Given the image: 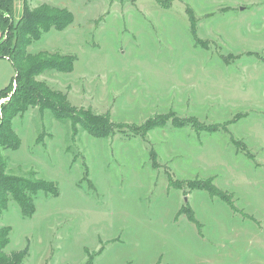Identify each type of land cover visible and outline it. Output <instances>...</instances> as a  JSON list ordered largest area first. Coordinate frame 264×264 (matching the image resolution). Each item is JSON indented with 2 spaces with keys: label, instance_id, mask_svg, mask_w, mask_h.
I'll return each instance as SVG.
<instances>
[{
  "label": "rangeland",
  "instance_id": "1",
  "mask_svg": "<svg viewBox=\"0 0 264 264\" xmlns=\"http://www.w3.org/2000/svg\"><path fill=\"white\" fill-rule=\"evenodd\" d=\"M24 1L73 14L27 48L73 56V71L37 82L122 128L170 119L145 136L98 138L37 108L17 116L5 173L52 194L33 195L28 219L10 200L5 253L28 248L23 264H264V0H14L6 31ZM16 75L1 63L0 91Z\"/></svg>",
  "mask_w": 264,
  "mask_h": 264
},
{
  "label": "trees",
  "instance_id": "2",
  "mask_svg": "<svg viewBox=\"0 0 264 264\" xmlns=\"http://www.w3.org/2000/svg\"><path fill=\"white\" fill-rule=\"evenodd\" d=\"M14 0H0V27L6 38L0 41V58H7L13 63L17 75L11 82L9 88L0 91V99L8 97L9 93L16 89L9 98V103L2 108L0 113V151L1 150H18L21 144L17 133L13 131L12 122L17 116H22L30 108H37L39 114L51 112L55 119L61 122H70L74 126H80L84 131L89 132L94 137L102 138L114 135L121 129L129 130L136 136H145L150 131L162 128L166 125L168 118L159 120H149L139 129H130L129 127H120L112 124L105 116L95 115L89 111L78 110L72 106L60 92L52 91L42 82H37L39 74L46 70H58L64 73L73 71L75 57H49L44 55H30L27 48L32 40L38 39L41 34L48 33L54 29L63 31L73 22V14L70 10L42 4L36 8H30L24 1L23 15L15 25H11L6 31L5 15L12 17L14 15ZM175 127H184L186 123L173 119ZM196 125L195 123H192ZM196 127H198L196 125ZM200 129V127H198ZM156 162L155 156L151 157ZM6 164L0 156V218L10 200L16 202L21 208L24 218L31 217L35 214L36 208L33 195L38 192L51 193L47 182L42 180L34 181L30 178H23L15 175H6ZM170 185L175 189L182 188L180 181L173 180L170 176ZM188 188L205 190L212 195L217 196L218 191L211 183L195 182L188 184ZM231 204L227 198L225 200ZM11 229L1 226L0 224V264H23L28 256V248L14 252L12 255L5 253L9 245ZM86 264H93L90 259Z\"/></svg>",
  "mask_w": 264,
  "mask_h": 264
},
{
  "label": "crops",
  "instance_id": "3",
  "mask_svg": "<svg viewBox=\"0 0 264 264\" xmlns=\"http://www.w3.org/2000/svg\"><path fill=\"white\" fill-rule=\"evenodd\" d=\"M1 39H2V33H0V41H1ZM1 63H10L12 66H13V63L10 61V59H7V58H0V64ZM14 67V66H13ZM155 158H156V156H155ZM167 174H169V178H170V176L172 175V174H170V172L168 171V173ZM169 185H170V180H169ZM171 186V185H170Z\"/></svg>",
  "mask_w": 264,
  "mask_h": 264
},
{
  "label": "built area",
  "instance_id": "4",
  "mask_svg": "<svg viewBox=\"0 0 264 264\" xmlns=\"http://www.w3.org/2000/svg\"><path fill=\"white\" fill-rule=\"evenodd\" d=\"M16 84L14 83V86H15Z\"/></svg>",
  "mask_w": 264,
  "mask_h": 264
}]
</instances>
